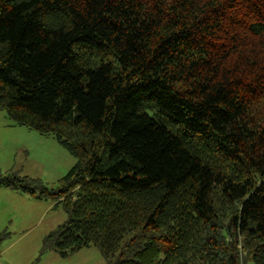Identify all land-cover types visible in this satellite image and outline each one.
Here are the masks:
<instances>
[{
    "label": "trees",
    "instance_id": "16d2710c",
    "mask_svg": "<svg viewBox=\"0 0 264 264\" xmlns=\"http://www.w3.org/2000/svg\"><path fill=\"white\" fill-rule=\"evenodd\" d=\"M0 112L75 159L0 179L65 211L42 252L264 264V0H0Z\"/></svg>",
    "mask_w": 264,
    "mask_h": 264
},
{
    "label": "rangeland",
    "instance_id": "374dc122",
    "mask_svg": "<svg viewBox=\"0 0 264 264\" xmlns=\"http://www.w3.org/2000/svg\"><path fill=\"white\" fill-rule=\"evenodd\" d=\"M74 164L54 137L15 126L0 112V179L27 177L55 192ZM54 205L0 187V264H106L94 246L67 257L41 251L43 239L67 219L63 208ZM243 264L253 263L246 259Z\"/></svg>",
    "mask_w": 264,
    "mask_h": 264
}]
</instances>
